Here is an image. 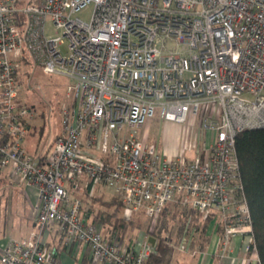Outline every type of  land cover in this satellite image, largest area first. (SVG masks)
<instances>
[{"label":"built area","instance_id":"obj_1","mask_svg":"<svg viewBox=\"0 0 264 264\" xmlns=\"http://www.w3.org/2000/svg\"><path fill=\"white\" fill-rule=\"evenodd\" d=\"M88 5L87 22L73 17ZM47 24L55 35H46ZM23 60L71 83L44 156L26 149L35 112L24 102ZM156 113L171 123L202 114L209 141H196L191 156L161 153L137 138ZM257 128H264V0H0V171L35 190L37 229L9 240L0 264H57L41 239L52 226L66 244L88 247L91 264H144L155 243L125 248L117 233L104 239L100 221L68 190L83 181L89 196L102 186L124 211L143 213L150 232L178 205L215 224L220 254L244 234L250 250L235 140ZM190 232L172 259L190 250Z\"/></svg>","mask_w":264,"mask_h":264},{"label":"rangeland","instance_id":"obj_2","mask_svg":"<svg viewBox=\"0 0 264 264\" xmlns=\"http://www.w3.org/2000/svg\"><path fill=\"white\" fill-rule=\"evenodd\" d=\"M91 11L92 6L88 5L73 17L87 22ZM45 33L47 36H52L55 35V30L50 24H47ZM19 72L24 84V102L35 112V119L32 124H35L37 130L33 133V129H31L25 137L28 154L35 156L42 151L47 152L54 136L60 132V109L62 105L68 104L70 101L67 94L71 83L62 76L42 72L39 67L28 60L21 62ZM211 110L212 107H208V114L211 113ZM203 118L202 114L198 116L189 115L184 123L170 122L169 125H165L166 123L162 124L165 121H161L156 113L143 128L138 130L137 138L145 141L148 145H156L159 151L165 155L173 156L184 153L191 156V149L196 141L206 140L208 142L210 139V134L200 129ZM147 126L149 130L148 133H145L144 129ZM4 173V171H0V176H3ZM14 183L16 182L14 181ZM13 186L8 177L0 178V236L8 235L23 239L29 235L24 198L21 189ZM104 195L108 198L106 200L118 201L115 197H111V192L108 190ZM87 202L90 204V201L85 200V204ZM91 204L92 214H95L96 210H106L99 203L93 202ZM108 210L111 212L113 207ZM175 210L180 211L181 209L180 207H170L156 223L154 230L150 232L148 230L150 223L143 213L126 212L122 208L120 214L128 220V223L123 230L117 232V236L120 237L123 246H125L136 238L139 230L146 234L149 233L152 237L157 232L168 239L173 250L181 238L178 233L180 216ZM25 230L28 231L25 232ZM109 230L110 228L102 225V235L106 240H108L106 235H109ZM190 233L188 231L187 236H191Z\"/></svg>","mask_w":264,"mask_h":264},{"label":"crops","instance_id":"obj_3","mask_svg":"<svg viewBox=\"0 0 264 264\" xmlns=\"http://www.w3.org/2000/svg\"><path fill=\"white\" fill-rule=\"evenodd\" d=\"M30 123V127H35V124ZM166 123V124H165ZM170 122H162V124L169 125ZM149 127L144 129L145 133H148ZM59 133V132H58ZM58 133L56 135H58ZM56 135L54 137H56ZM54 139V138H53ZM53 142V140H52ZM51 142V144H52ZM50 144V146H51ZM47 152L42 151L35 156H44ZM6 174L0 176V178L6 176L11 181L13 187H17V189H21V193L24 198V207L26 211V218L28 221V229L29 235L23 239L11 237L8 235L0 236V254L3 246L9 240H28L30 236L37 231L35 225V218L31 212V206L36 202V194L33 188L26 187L23 184L14 183L12 180L10 170H3ZM88 186L86 181L76 184L75 186L68 187L69 192L72 196L80 198L83 204L84 211L93 216L92 214V201L95 198H101L102 200H106L108 198L105 197V192L107 191L102 186H96L91 190L90 196L88 195ZM112 195V194H111ZM111 197H114L113 195ZM85 200L90 201L85 204ZM85 204V205H84ZM98 210L95 211V213ZM17 224V223H16ZM202 223H200L201 225ZM28 230H25L27 232ZM221 231L215 226V224L210 221L207 223L206 231L203 236L199 235V231H194L191 237V249L177 254L174 259L170 257V264H257L256 255L247 250L249 246V236L247 234L238 235L230 240L228 251L225 254H220L217 250V244L219 240V235ZM109 242L114 241L115 235H106ZM198 237V238H197ZM148 236L145 232L139 230L136 238L124 247L129 248L136 244L138 247V243L144 240L148 241ZM41 239L43 244L54 250L56 254L57 264H91L90 263V250L88 247L82 244H66L62 239L61 235L58 233L54 226L45 230L41 235ZM202 247V248H201ZM192 251L195 254H192ZM97 264H105V263H97Z\"/></svg>","mask_w":264,"mask_h":264},{"label":"trees","instance_id":"obj_4","mask_svg":"<svg viewBox=\"0 0 264 264\" xmlns=\"http://www.w3.org/2000/svg\"><path fill=\"white\" fill-rule=\"evenodd\" d=\"M31 129L34 133L37 127L29 126V131ZM235 150L244 198L250 215L253 241L250 244V251L256 255L257 264H264V128L246 129L239 133L235 140ZM93 202L101 204L106 209L98 210L93 218L99 220L101 225L110 228V235L123 230L128 220L120 214L122 204L119 201L95 198ZM112 207L113 210L110 212L108 209ZM174 207L179 208L178 205ZM180 209V211L175 210L180 216L178 227L180 236L194 229L199 231V236L202 237L209 219L200 225L195 211L181 207ZM153 235L155 238L153 252L144 264H170L172 247L168 239L157 232Z\"/></svg>","mask_w":264,"mask_h":264},{"label":"water","instance_id":"obj_5","mask_svg":"<svg viewBox=\"0 0 264 264\" xmlns=\"http://www.w3.org/2000/svg\"><path fill=\"white\" fill-rule=\"evenodd\" d=\"M148 242L151 243V244H154L155 243V238L149 237L148 238Z\"/></svg>","mask_w":264,"mask_h":264}]
</instances>
